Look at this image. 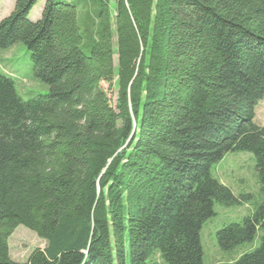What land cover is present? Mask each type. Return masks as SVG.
Listing matches in <instances>:
<instances>
[{
    "label": "trees",
    "instance_id": "obj_1",
    "mask_svg": "<svg viewBox=\"0 0 264 264\" xmlns=\"http://www.w3.org/2000/svg\"><path fill=\"white\" fill-rule=\"evenodd\" d=\"M37 1L0 20L49 87L23 100L0 71V264H202L213 204L250 197L211 165L251 152L264 192V0H44L30 20ZM18 225L45 242L21 263ZM259 231L264 199L216 242ZM233 264H264V235Z\"/></svg>",
    "mask_w": 264,
    "mask_h": 264
},
{
    "label": "rangeland",
    "instance_id": "obj_2",
    "mask_svg": "<svg viewBox=\"0 0 264 264\" xmlns=\"http://www.w3.org/2000/svg\"><path fill=\"white\" fill-rule=\"evenodd\" d=\"M15 0H0V20L7 16ZM44 0H38L28 14L30 20L40 16ZM116 65V58L114 60ZM0 71L9 74L19 96L27 100L35 95L46 94L48 85L37 78L32 69L30 55L22 42H17L0 50ZM104 89L106 85L101 84ZM115 100V92L112 94ZM255 122L264 126V99L255 106ZM211 175L227 186L235 196L250 195L246 200L226 206L213 204L214 215L205 220L199 230V241L202 249V264H233L242 254L254 250L264 232H257L254 240L243 243L232 250H221L216 242V232L225 224L240 222L251 215L256 206L264 199L255 167V159L248 151H231L211 165ZM45 242L22 225H18L8 238L9 257L15 262H24L29 253L36 247L43 248Z\"/></svg>",
    "mask_w": 264,
    "mask_h": 264
}]
</instances>
